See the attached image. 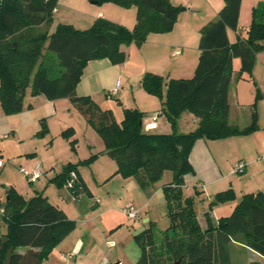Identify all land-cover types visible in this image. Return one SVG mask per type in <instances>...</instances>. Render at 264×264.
<instances>
[{
  "label": "trees",
  "instance_id": "16d2710c",
  "mask_svg": "<svg viewBox=\"0 0 264 264\" xmlns=\"http://www.w3.org/2000/svg\"><path fill=\"white\" fill-rule=\"evenodd\" d=\"M101 6L113 3L136 8V23L128 30L104 18H97L90 28L78 30L69 24H57L44 35H25L10 39L21 26L36 27L52 23L57 0H0V107L6 114L21 112L27 92L48 101L68 99L77 112L100 135L104 151L116 164L114 175L133 178L142 190H148L166 171L171 181L161 188L169 226L157 242L152 224L134 236L140 248L136 264H215L219 241L227 239L242 245L264 259V194L243 195L231 215L215 219L211 209L197 213L194 205L200 192L185 196L184 177L194 174L189 162L197 140H222L248 135L258 129L255 104L250 106L249 124L239 128L229 123V91L242 74L252 78L256 55L264 52V5L253 8L251 23L244 38L231 44L227 30L238 31L242 0H222L215 20L199 30V57L190 79H170L145 73L142 89L161 101V111L171 127L170 134H149L142 126L143 114L135 109L123 111L116 122L113 113L98 106L88 96H78L76 86L84 68L92 60L107 59L121 64L126 56L121 46L142 45L149 34L173 30L181 7L169 0H88ZM52 59V63L48 60ZM238 58L240 70L233 75L232 60ZM255 101L261 98L256 84ZM29 108V107H28ZM183 113L198 119L188 133L178 132ZM95 156L80 162L86 165ZM78 164L66 165L51 182L62 188L70 173L77 175L69 189L72 196L82 194ZM235 199L232 189L216 193L211 204ZM0 218L6 232L0 237V264L13 248L10 264H42L76 228L63 210L51 205L42 192L24 200L13 190L0 205ZM202 217L205 229L199 218ZM24 249V252H18ZM173 262V263H174Z\"/></svg>",
  "mask_w": 264,
  "mask_h": 264
},
{
  "label": "rangeland",
  "instance_id": "374dc122",
  "mask_svg": "<svg viewBox=\"0 0 264 264\" xmlns=\"http://www.w3.org/2000/svg\"><path fill=\"white\" fill-rule=\"evenodd\" d=\"M81 1L90 6H98L88 0H57L55 7L59 13L52 15L53 24H71L70 22L76 24L79 18L87 15L84 9L85 4ZM252 1L244 0L245 11L248 12ZM254 1L256 6L253 5L249 13L253 8L261 9L264 5V0ZM176 2L180 4L182 10L186 6L183 2L191 3L192 0ZM198 6L201 10L202 5ZM51 31L49 24L32 28L21 26L15 35H10V39L19 40L25 35L39 36L49 34ZM260 57L263 59L259 60V66L264 62V53ZM48 62L52 63V59L50 58ZM249 82L255 89L254 79H249ZM257 83L264 94V71L257 73ZM246 90V95L243 96L241 102L245 105L255 104L254 110L259 114L260 126L248 135L239 136L243 138V143L234 156L252 159L264 155V97L256 102L255 97L249 95L250 90ZM66 101L70 107L64 108L57 105V112L54 115L46 114L42 107L32 109L25 106L21 112L14 114H6L0 107V136L5 135L4 139H0V205L5 202L6 193L10 189L24 200L34 196L35 191L43 192L53 206H58L67 218L80 227L82 233L85 226L89 229L100 248L112 255L113 264H136L140 257V248L134 236L152 224L155 238L159 243L169 226L161 188L171 181L172 174L168 171L164 172L148 190L138 188L132 178L124 179L119 175V177L114 175L115 162L109 156H99L97 153L99 148L104 149L100 135L82 118L74 105L68 99ZM248 108L249 106H244L239 111L232 108L229 123L239 128L247 126L249 124ZM24 112H32L33 116L24 115ZM88 146H93L97 151L89 150ZM257 149H262V151L256 153ZM93 156L95 157L86 165L80 164L84 161L83 159L87 160ZM237 163L233 165L229 163L228 169L231 171ZM36 164L40 165L41 179L31 184L26 174ZM68 164H78L79 178L84 190L79 196H72L65 186L59 188L51 182L52 177ZM48 172L49 175L46 176ZM188 175L193 176L194 174ZM186 177L187 175L184 178L188 187L185 188L184 195L189 196L192 193L189 187L190 178L186 180ZM125 180L129 183L126 186L123 185ZM232 181L236 182V178ZM130 185H133V189ZM123 186L126 191L123 190ZM214 195L205 193L203 200L195 202V211L199 214L211 209L216 219L229 216L241 198L235 195L232 201L211 204ZM129 203L139 212L138 219H129L123 212L125 205ZM199 221L202 229H205L203 218L200 217ZM0 225L3 226L1 222ZM85 236L84 243L90 241V235L85 234ZM111 242L114 246L109 250L105 244ZM61 258L64 259L62 253L55 247L42 263H47L52 259L58 264ZM173 262L170 260L167 264H173ZM215 264H264V260L246 247L224 237L217 246Z\"/></svg>",
  "mask_w": 264,
  "mask_h": 264
},
{
  "label": "crops",
  "instance_id": "0c3cea01",
  "mask_svg": "<svg viewBox=\"0 0 264 264\" xmlns=\"http://www.w3.org/2000/svg\"><path fill=\"white\" fill-rule=\"evenodd\" d=\"M174 1L175 2L169 0L172 5L180 6V4L176 2L179 0ZM81 2L85 4L84 9L87 11V15L79 18L76 24H73L72 22L69 24L74 28L77 27L76 29L78 30H81L80 28L84 30L88 29L97 18H104L128 30H132L136 23L135 7L123 8L113 3H106L95 7L88 5V3H84V1ZM183 3H186V6L180 11L171 32L164 34H149L146 41L140 46H137L134 43L129 46H121L120 50L126 56L123 63L115 65L107 59L89 61L76 86V94L78 96H88L102 109L111 111L118 123L123 119L124 110L135 109L143 114L142 126L144 132L149 134H170L171 127L166 117L162 114L161 101L158 98L147 94L142 89L141 79L145 73L159 75L165 81L170 79L179 80L192 78L199 57V30L206 23L215 20L217 13L223 7L222 0H192L191 3ZM258 4L259 2L257 5ZM198 5H202L201 10L198 9ZM251 5L252 6L249 9H251L253 5L256 6V2L253 0ZM249 9L248 12L245 11L244 0H242L238 20V31L234 32L229 29L227 30V37L231 44L237 41L238 36L244 38L251 21V13H249ZM58 13L59 11L55 7L52 14ZM54 25L55 23L53 24L52 21L50 24V29L52 30L51 33L54 31L57 24L55 27ZM175 52H178V54H175ZM262 53L264 52H260L256 55L252 79H254L255 84L260 91L261 97H264V94L258 87L259 84L257 83V73L259 71H264V62L259 66V60L263 59L260 57ZM240 66V60L234 58L232 60L233 75L240 70ZM249 79H251L249 75L242 74V77L238 82H232L228 98L230 105L229 119L232 115V108L239 111L244 106H249L248 119L250 118L251 104L245 105L241 102L243 96L246 95V89L250 90L249 95L251 97H255L256 88L254 89V86L249 82ZM117 83H119V86L116 93L111 94V91L116 87ZM66 100L67 99L48 101L43 96L32 97L30 93L27 92L24 98V107L28 106L32 109L42 107L46 114L54 115L57 112V105L64 108L70 107ZM258 109L257 106V110ZM24 113L23 114L26 115L31 114L32 112ZM257 117L258 126H260L258 113ZM182 118H184L183 121ZM197 123L198 119L189 113H183L178 120V132L188 133L193 131L197 127ZM4 138L5 135L0 136V139ZM242 139V137L234 136L222 140L200 139L195 142L189 155V162L194 170V175H187L186 177V180L187 178H190V184L192 183V185L189 184L192 191L189 196L193 195L195 191H198L201 194L200 198L197 200L201 201L203 200L202 197L205 193L214 195L215 193L227 189H232L237 198H240L245 194L257 192H262L264 194V155H259L258 158L252 159H248L244 156H234L239 150V146L243 143ZM88 148L93 152L97 151L93 146H88ZM99 149V152H97L99 156L106 155L104 149ZM256 151V153H258L259 151L261 152L262 149H257ZM230 155H232V157ZM236 162H242L245 165L244 173L241 175H233L229 172V163L233 165ZM77 171L79 174L80 170L77 169ZM59 173L60 171L55 174L52 179ZM47 175H49V172L46 176ZM234 178H236V182L232 181ZM40 179L41 177L37 181ZM132 180L134 179L132 178ZM37 181L30 183L35 184ZM127 184H129L128 180L123 181L124 186ZM136 185L139 188L137 183ZM124 186L123 190H125ZM186 187L188 186H186L185 182L183 192ZM130 188L133 189V185H130ZM35 193L38 192L35 191ZM49 203L53 205L51 202ZM127 205L128 204L125 206ZM0 222L3 225L2 227L0 225L1 237L5 234L6 228L1 221V218ZM145 222H148V220H145ZM85 234L90 235V241H87L86 243L83 241V238L86 237ZM110 244H113L114 246V243L112 242L105 244L109 250L113 248V246H109ZM56 248L60 250L62 257L64 255H71L72 257L69 261L61 258L58 264H113L112 255L108 252H104L100 248L86 226L82 233L80 227L76 225L75 230ZM24 251V249H19L18 252ZM42 264H57V262L50 259L47 263L44 262Z\"/></svg>",
  "mask_w": 264,
  "mask_h": 264
},
{
  "label": "built area",
  "instance_id": "2783aa9c",
  "mask_svg": "<svg viewBox=\"0 0 264 264\" xmlns=\"http://www.w3.org/2000/svg\"><path fill=\"white\" fill-rule=\"evenodd\" d=\"M175 54H178V52H175ZM119 86V83H117L116 87L111 91V94H115L116 90ZM245 170V165L242 162H238L230 171L231 174L233 175H241L244 173ZM28 181L33 183L35 181H37L40 177H41V172L39 169V165H35L33 167V169L26 174ZM77 182V175L75 172H71L69 179L67 181V183L65 184V187L69 190L71 189ZM2 212V209H0V213ZM123 212L127 215V217L129 219L135 220L138 219L139 217V213L138 211L134 208V206L132 204H128L127 206H125V208L123 209ZM109 246H113V244H110ZM63 258L66 261H69L72 257L71 255H64Z\"/></svg>",
  "mask_w": 264,
  "mask_h": 264
},
{
  "label": "water",
  "instance_id": "95a60500",
  "mask_svg": "<svg viewBox=\"0 0 264 264\" xmlns=\"http://www.w3.org/2000/svg\"><path fill=\"white\" fill-rule=\"evenodd\" d=\"M6 200H7V197H6ZM12 251H13V248H10V249L8 250V252L6 253L5 260L3 261L2 264H10V259H11ZM180 262H181V259H178V260L175 261L173 264H180Z\"/></svg>",
  "mask_w": 264,
  "mask_h": 264
}]
</instances>
